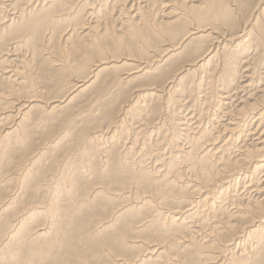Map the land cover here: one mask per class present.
Segmentation results:
<instances>
[{"label":"bare ground","instance_id":"6f19581e","mask_svg":"<svg viewBox=\"0 0 264 264\" xmlns=\"http://www.w3.org/2000/svg\"><path fill=\"white\" fill-rule=\"evenodd\" d=\"M81 95L75 161L0 179V264H264V0H0V166Z\"/></svg>","mask_w":264,"mask_h":264},{"label":"rangeland","instance_id":"374dc122","mask_svg":"<svg viewBox=\"0 0 264 264\" xmlns=\"http://www.w3.org/2000/svg\"><path fill=\"white\" fill-rule=\"evenodd\" d=\"M42 75V77L44 76L42 73H40ZM39 74V81L41 82L40 84L42 85L43 83V87L45 85H47L44 81V79L41 78V75ZM42 80V81H41ZM80 98V97H79ZM77 98V100L72 104L71 107H67L64 109H61L59 111L56 112H52L49 114H46L41 118V116L39 117V112H34V115L30 118V120L28 121V137L30 139V145H28L29 150L24 149L23 147H21L20 149H15L14 150V154H13V158L16 157V159H12V156L10 157V161L8 160L5 164L0 166V179H4L6 177H8L9 175L12 174H16V172L18 173V169H24L27 166V157L32 156V154H35V150L38 151L39 147H44V149L48 152V157L45 156V158H43L42 163L40 165L36 164L33 166L34 169H52L51 165L53 163V157H60V159L65 160L68 158H65L68 154V156H70V161L72 160L73 162L76 159V156L73 157L74 155V149L72 148L73 145L75 144V142H77V135L79 132H81L83 129H86L88 127V125L90 124V115H87L86 112H83L82 114V110L84 108L85 105H87V96H83L81 95V98L79 99ZM86 102V103H85ZM81 103V104H80ZM85 104V105H84ZM76 107V108H75ZM80 109V110H79ZM65 110V111H64ZM79 111V112H78ZM58 112V113H57ZM63 112V113H62ZM75 112H77V115L75 114ZM36 113V114H35ZM70 113L74 114L73 117H70ZM38 114V116H37ZM48 115V116H47ZM84 117H83V116ZM35 116V117H34ZM76 117L79 119H76ZM83 117V118H82ZM75 118V119H74ZM39 119V120H38ZM73 119V120H72ZM43 120V121H42ZM75 120V121H74ZM40 121V122H39ZM42 121V122H41ZM72 121V122H71ZM39 122V123H38ZM38 123V124H37ZM82 124V125H81ZM88 124V125H86ZM31 125V126H30ZM64 127H68L69 129L73 130V134L71 136H69V138L65 141V143L57 148L56 150L51 148V140L58 138V136H60V133H62L64 130ZM59 130V131H58ZM93 131V130H92ZM53 134V135H52ZM51 138H48V137ZM57 136V137H56ZM74 136V138H72ZM76 136V137H75ZM48 138V139H47ZM76 138V139H75ZM47 139V140H46ZM68 141V142H67ZM46 144H45V143ZM48 142V143H47ZM50 143V144H49ZM43 144V145H42ZM49 146H48V145ZM45 145V146H44ZM65 145V146H64ZM71 147H70V146ZM33 146V147H32ZM48 148H47V147ZM67 147V148H66ZM23 148V149H22ZM72 148V149H71ZM26 150V151H25ZM60 150V151H59ZM65 152H64V151ZM72 150V152H71ZM59 151V152H58ZM50 152V153H49ZM60 153V154H58ZM72 153V154H71ZM71 154V155H69ZM51 155V156H50ZM19 158H18V157ZM49 158H51V161L49 160ZM20 159L21 162H18ZM18 160V161H17ZM45 160V161H44ZM9 162V163H8ZM13 162V164H12ZM46 164H45V163ZM12 164V165H11ZM16 164V165H15ZM23 166H21V165ZM8 165V166H7ZM15 165V167H14ZM18 165V167H17ZM40 166V168H39ZM7 167V168H6ZM21 167V168H19ZM6 168V169H5ZM10 168V170L8 169ZM4 169V172H2ZM17 179L14 180H10L11 182H8L9 184L11 183V185H3L2 187H0V200H5L6 199V195L7 193H15L16 192V187L18 188L17 185ZM15 181V182H14ZM14 182V183H13ZM15 185V186H14ZM14 187V188H13ZM4 189V190H3ZM8 189V190H7ZM13 190L15 192H13ZM4 193V194H3ZM30 198H33L30 196ZM28 198V199H30ZM26 199V202L29 203L30 200ZM42 223V222H41ZM40 223V224H41ZM37 225V224H36ZM41 226V225H39Z\"/></svg>","mask_w":264,"mask_h":264}]
</instances>
